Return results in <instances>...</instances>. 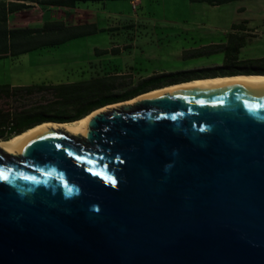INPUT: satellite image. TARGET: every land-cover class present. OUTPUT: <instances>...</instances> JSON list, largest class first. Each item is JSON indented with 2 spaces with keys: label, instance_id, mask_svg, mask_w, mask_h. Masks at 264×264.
<instances>
[{
  "label": "water",
  "instance_id": "water-1",
  "mask_svg": "<svg viewBox=\"0 0 264 264\" xmlns=\"http://www.w3.org/2000/svg\"><path fill=\"white\" fill-rule=\"evenodd\" d=\"M128 101L0 149V264H264V84Z\"/></svg>",
  "mask_w": 264,
  "mask_h": 264
},
{
  "label": "rangeland",
  "instance_id": "rangeland-1",
  "mask_svg": "<svg viewBox=\"0 0 264 264\" xmlns=\"http://www.w3.org/2000/svg\"><path fill=\"white\" fill-rule=\"evenodd\" d=\"M139 2L136 8L132 0L79 5L69 22L96 23L98 32L16 59L0 58V84H62L111 74L135 85L153 75L208 74L223 65L226 53L213 45L227 43L233 32L246 35L240 59L264 58V0L221 6L189 0ZM59 13L30 10L15 15L13 24L31 21L35 26L57 20Z\"/></svg>",
  "mask_w": 264,
  "mask_h": 264
},
{
  "label": "trees",
  "instance_id": "trees-1",
  "mask_svg": "<svg viewBox=\"0 0 264 264\" xmlns=\"http://www.w3.org/2000/svg\"><path fill=\"white\" fill-rule=\"evenodd\" d=\"M106 1L108 0H0V58L16 59L34 51L59 47L96 34L99 30L93 22L71 24L63 20L46 21L41 26L34 27H12V15L25 11L33 4L41 7L77 8L85 3ZM189 1L221 6L243 0ZM237 27L244 28L241 25ZM228 38L227 43L213 45L218 51L226 53L223 65L208 74L153 75L135 85L121 81L119 75L111 74L62 84H0V141H9L33 127L48 122L73 123L97 109L132 100L169 85L197 78L264 75V58L240 59L246 35L233 32ZM111 52L118 54L117 49H112Z\"/></svg>",
  "mask_w": 264,
  "mask_h": 264
},
{
  "label": "bare ground",
  "instance_id": "bare-ground-1",
  "mask_svg": "<svg viewBox=\"0 0 264 264\" xmlns=\"http://www.w3.org/2000/svg\"><path fill=\"white\" fill-rule=\"evenodd\" d=\"M225 84H264V75H236V76H225V77H217L210 79H202V80H194L191 82L168 86L143 96L134 98L128 102L127 104L136 103L139 99L146 96L158 95L164 92H171L175 90H189V89H206L212 88L215 86L225 85ZM122 103L115 104L114 106H121ZM91 116H87L81 120H78L73 123H44L33 127L20 135L13 137L9 141H0V149H2L7 154H19L23 145L33 136L43 133L50 128L63 129L69 134H80L87 125V122Z\"/></svg>",
  "mask_w": 264,
  "mask_h": 264
},
{
  "label": "crops",
  "instance_id": "crops-1",
  "mask_svg": "<svg viewBox=\"0 0 264 264\" xmlns=\"http://www.w3.org/2000/svg\"><path fill=\"white\" fill-rule=\"evenodd\" d=\"M58 9V12H60L58 15H59V18L57 20H63L67 23H70V18L73 19V11L76 9V8H66V7H41L39 5H36V4H33L31 7H29L28 9H26L25 11L23 12H20V13H24V12H27V11H30V10H34L35 12H38V13H44V11H57ZM19 13H16L14 15H12L10 17V25L12 27H26V26H32L34 27L32 24L35 23V22H21L22 24H19V25H14L13 23V17L15 15H18ZM45 16V15H44ZM51 20H54V19H51ZM51 20H48V21H51ZM46 22V21H45ZM44 23V22H43ZM43 23H39L35 26H41Z\"/></svg>",
  "mask_w": 264,
  "mask_h": 264
},
{
  "label": "built area",
  "instance_id": "built-area-1",
  "mask_svg": "<svg viewBox=\"0 0 264 264\" xmlns=\"http://www.w3.org/2000/svg\"><path fill=\"white\" fill-rule=\"evenodd\" d=\"M134 8L137 7V5L140 3L139 0H132Z\"/></svg>",
  "mask_w": 264,
  "mask_h": 264
},
{
  "label": "snow or ice",
  "instance_id": "snow-or-ice-1",
  "mask_svg": "<svg viewBox=\"0 0 264 264\" xmlns=\"http://www.w3.org/2000/svg\"><path fill=\"white\" fill-rule=\"evenodd\" d=\"M112 183L114 184V183H115V181H112Z\"/></svg>",
  "mask_w": 264,
  "mask_h": 264
}]
</instances>
